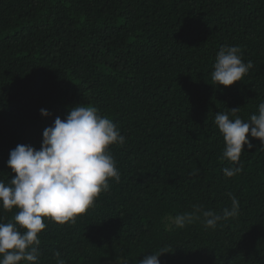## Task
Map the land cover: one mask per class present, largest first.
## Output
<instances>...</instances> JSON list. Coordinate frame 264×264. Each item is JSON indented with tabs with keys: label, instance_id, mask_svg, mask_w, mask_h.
I'll return each mask as SVG.
<instances>
[{
	"label": "trees",
	"instance_id": "obj_1",
	"mask_svg": "<svg viewBox=\"0 0 264 264\" xmlns=\"http://www.w3.org/2000/svg\"><path fill=\"white\" fill-rule=\"evenodd\" d=\"M231 46L253 67L225 88L211 74ZM262 102L264 0H0V180L15 176L11 150H39L78 105L125 138L107 149L118 182L74 223L42 218L37 264H140L161 250L160 264H264V145L249 135L233 165L214 122L237 108L248 122ZM232 196L238 215L207 228L203 212L223 215ZM17 211L0 207V222ZM179 214L193 219L169 228Z\"/></svg>",
	"mask_w": 264,
	"mask_h": 264
},
{
	"label": "clouds",
	"instance_id": "obj_2",
	"mask_svg": "<svg viewBox=\"0 0 264 264\" xmlns=\"http://www.w3.org/2000/svg\"><path fill=\"white\" fill-rule=\"evenodd\" d=\"M240 53L238 46L219 50L211 74L215 85L230 87L253 67L251 61H242ZM239 110L218 112L214 121L226 145L223 158L233 165L240 162L244 146L249 150L253 147L249 135L264 145V102L259 104L258 115L253 114L248 122L236 116ZM41 115L48 117L50 113L41 109ZM124 140L110 119L98 115L94 107L78 105L64 120L57 117L53 126L44 129L39 150L31 145H17L11 150L7 166L15 176L8 184L0 180V207L18 211L12 222H0V264H37L38 237L46 227L42 218L61 225L74 223L102 191L109 189L110 179L118 182L120 174L107 149ZM222 171L231 178L242 171V166L225 167ZM231 204L223 215L204 211L205 226L214 229L221 220L238 215L239 202L234 196ZM192 219L191 214L169 217L168 227L183 228ZM164 253L167 252L161 250L148 255L140 264H160L158 258ZM57 264L64 261L58 259ZM116 264L128 261L118 258Z\"/></svg>",
	"mask_w": 264,
	"mask_h": 264
},
{
	"label": "rangeland",
	"instance_id": "obj_3",
	"mask_svg": "<svg viewBox=\"0 0 264 264\" xmlns=\"http://www.w3.org/2000/svg\"><path fill=\"white\" fill-rule=\"evenodd\" d=\"M103 264H116V261H105Z\"/></svg>",
	"mask_w": 264,
	"mask_h": 264
}]
</instances>
